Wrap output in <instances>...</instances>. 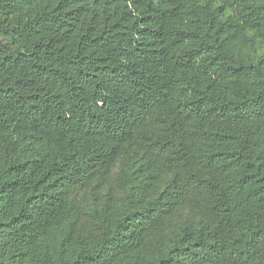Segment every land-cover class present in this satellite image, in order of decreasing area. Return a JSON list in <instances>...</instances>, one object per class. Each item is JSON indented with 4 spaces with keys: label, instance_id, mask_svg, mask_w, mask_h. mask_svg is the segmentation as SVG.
Instances as JSON below:
<instances>
[{
    "label": "trees",
    "instance_id": "obj_1",
    "mask_svg": "<svg viewBox=\"0 0 264 264\" xmlns=\"http://www.w3.org/2000/svg\"><path fill=\"white\" fill-rule=\"evenodd\" d=\"M0 264H264V0H0Z\"/></svg>",
    "mask_w": 264,
    "mask_h": 264
}]
</instances>
